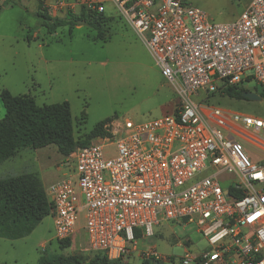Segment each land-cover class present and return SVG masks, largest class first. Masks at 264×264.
<instances>
[{
    "label": "built area",
    "instance_id": "obj_1",
    "mask_svg": "<svg viewBox=\"0 0 264 264\" xmlns=\"http://www.w3.org/2000/svg\"><path fill=\"white\" fill-rule=\"evenodd\" d=\"M40 2L55 16L68 13L66 0ZM106 3L177 103L161 118L113 121L109 135L70 154L74 167L45 188L56 240L82 230L85 251L109 261L137 253L141 262L175 264L137 242L163 223L192 224L207 248L186 247L176 264H264V116L207 104L251 81L264 93V0H250L227 23L191 0H83L89 12L106 13Z\"/></svg>",
    "mask_w": 264,
    "mask_h": 264
},
{
    "label": "rangeland",
    "instance_id": "obj_2",
    "mask_svg": "<svg viewBox=\"0 0 264 264\" xmlns=\"http://www.w3.org/2000/svg\"><path fill=\"white\" fill-rule=\"evenodd\" d=\"M66 1L72 15L87 13L83 0ZM249 1L191 0V4L203 10L213 22L227 23L235 20ZM106 8V15L112 19L103 23L104 43L94 40L95 32L85 23H78L70 31L59 28L48 35L34 16L32 5L6 6L0 11V91L6 90L13 96L29 95L39 106L68 102L72 136L79 141L107 118L139 124L172 112L177 103L173 88L143 43L110 3H106ZM47 13L52 18L66 15ZM243 85L248 91H255L253 81ZM207 104L245 115L264 116V100L236 101L214 95ZM83 110L84 124L80 120ZM3 116L0 102V119ZM73 167V161L61 156L53 145L36 150L26 148L13 160L0 165V178L37 173L45 189ZM81 224L80 221L79 228ZM154 232L153 237L139 240L137 249L153 247L164 257L174 256L175 264L186 247L207 248L192 224L163 223ZM85 246L86 236L80 230L67 247H60L49 215L24 238L0 239V263L37 264L41 258L59 255L76 257L79 263L87 264L93 253L85 251ZM126 264H141L138 254L134 253Z\"/></svg>",
    "mask_w": 264,
    "mask_h": 264
},
{
    "label": "trees",
    "instance_id": "obj_3",
    "mask_svg": "<svg viewBox=\"0 0 264 264\" xmlns=\"http://www.w3.org/2000/svg\"><path fill=\"white\" fill-rule=\"evenodd\" d=\"M20 5L19 0H4L3 7ZM34 16L48 35L59 28L75 27L79 21L95 32V41L104 43L103 23L110 21L106 13L81 12L79 16L68 12L63 18H52L39 2ZM28 40V37L26 38ZM249 92L242 84L226 87L217 94L221 99L249 101L242 97ZM255 92L264 100V93ZM0 102L4 116L0 119V164L14 157L20 150L42 149L53 145L64 158L78 147L90 145L96 137L109 135V125L114 120L107 118L97 123L83 140L72 136V119L69 103L63 101L48 105H37L29 95L13 96L6 90L0 91ZM80 120L85 123V110ZM92 141V142H91ZM51 204L45 189L36 174H22L0 179V239L18 240L28 236L43 219L49 216ZM58 241V240H57ZM70 244L69 240L59 241L60 247ZM92 253V252H91ZM76 257L54 256L41 258L37 264H76ZM1 264V263H0ZM87 264H126L109 261L103 254L93 252ZM141 264H151L142 261Z\"/></svg>",
    "mask_w": 264,
    "mask_h": 264
},
{
    "label": "crops",
    "instance_id": "obj_4",
    "mask_svg": "<svg viewBox=\"0 0 264 264\" xmlns=\"http://www.w3.org/2000/svg\"><path fill=\"white\" fill-rule=\"evenodd\" d=\"M47 2H52V0H46ZM3 2H4V0H0V11H3L6 7H3ZM39 2H40V0H34L32 3L30 2V0H19V3L23 6V7H26L27 5H32V9H33V12H36L37 11V9H38V5H39ZM31 3V4H30ZM10 7V6H9ZM11 7H13V6H11ZM21 151V150H20ZM19 151V152H20ZM18 152V153H19ZM18 153L14 156V157H12V158H10L9 160H7V161H11V160H13L14 158H16V156L18 155ZM7 161H5V162H7ZM4 163V162H3ZM2 164V163H1ZM0 164V165H1ZM30 174H36L38 177H39V179H40V181H41V183H42V185H43V187H44V184H43V180H42V177L39 175V174H37V173H30ZM22 175V174H21ZM0 179H2V178H0Z\"/></svg>",
    "mask_w": 264,
    "mask_h": 264
},
{
    "label": "water",
    "instance_id": "obj_5",
    "mask_svg": "<svg viewBox=\"0 0 264 264\" xmlns=\"http://www.w3.org/2000/svg\"><path fill=\"white\" fill-rule=\"evenodd\" d=\"M78 23L84 24L83 21H79ZM242 97L246 100H249V101H254V102H260L261 101V97L256 95L255 93H252V92H244L242 94ZM76 264H85V263H76Z\"/></svg>",
    "mask_w": 264,
    "mask_h": 264
}]
</instances>
